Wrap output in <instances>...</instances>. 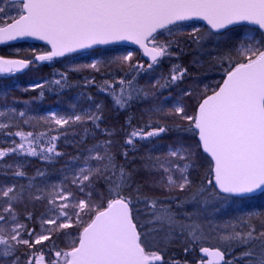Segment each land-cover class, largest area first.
Here are the masks:
<instances>
[{
    "label": "trees",
    "instance_id": "trees-1",
    "mask_svg": "<svg viewBox=\"0 0 264 264\" xmlns=\"http://www.w3.org/2000/svg\"><path fill=\"white\" fill-rule=\"evenodd\" d=\"M21 12L20 3L0 0V27ZM194 25L156 34L150 42L162 56L153 64L135 49L128 61L118 57L128 49L124 46L100 49L105 55L92 70L68 67L70 56L31 61L47 51L42 45L0 47L2 57L31 61L21 72L0 77V184L15 197L7 212L0 207V218L20 223L29 243L4 242L0 262L6 253L15 264H32L36 254L45 264H59L54 261L76 246L93 216L123 199L145 252L160 257L150 264H203L198 253L203 247L219 248L221 264H264V191L242 198L218 192L210 184L212 161L197 143L186 141L196 134L191 122H182L178 114L170 120L167 112L170 97L181 95H189L197 109L231 71L264 52V34L247 26L220 34L204 26L170 33ZM248 31L250 39L245 38ZM245 46H250L248 54L241 49ZM89 55L78 54L72 63H86ZM76 95L81 99L74 108L80 113L77 120L58 126L46 116L52 107L70 112ZM86 104L93 113H83ZM161 127L168 135L144 137ZM168 136V142L186 149V156L175 160L189 164L181 186L174 172L168 171L171 182L163 174ZM85 165L89 177L81 190L73 179ZM61 193L68 194L65 202L71 205L85 200L77 219L74 208L60 207ZM68 216L70 226H55ZM46 220L58 221L46 239L34 243L32 235Z\"/></svg>",
    "mask_w": 264,
    "mask_h": 264
},
{
    "label": "water",
    "instance_id": "water-1",
    "mask_svg": "<svg viewBox=\"0 0 264 264\" xmlns=\"http://www.w3.org/2000/svg\"><path fill=\"white\" fill-rule=\"evenodd\" d=\"M22 13L0 27V47L37 44L47 52L33 61L60 59L92 50L124 46L154 63L161 51L151 38L182 23H198L219 34L248 26L264 34V0H9ZM31 61L0 56V77L24 70ZM194 128L201 150L213 162V187L251 197L264 188V52L236 67L217 91L198 106ZM160 131L144 135L151 137ZM203 264H221L219 248L198 250ZM65 264H149L129 206L111 201L80 231ZM36 264H42L36 262Z\"/></svg>",
    "mask_w": 264,
    "mask_h": 264
},
{
    "label": "rangeland",
    "instance_id": "rangeland-1",
    "mask_svg": "<svg viewBox=\"0 0 264 264\" xmlns=\"http://www.w3.org/2000/svg\"><path fill=\"white\" fill-rule=\"evenodd\" d=\"M200 27L201 25L199 24L194 25V26H181L177 28V30L172 31L170 33H179V32H184L187 30H189V32H194L198 30ZM252 35L253 33L248 31L245 35V38L250 39ZM157 43L160 44L158 41ZM241 49L245 50L246 54L250 52V46H245V48H241ZM87 53H90V55L86 59L87 60L86 63H72L74 56H77V55H73V56H70L69 59L67 60V66L74 68V69H89V70L96 69L98 63L101 62L102 57L105 55V53L101 52L100 49L92 50ZM133 55L134 53L130 49L129 50L127 49L123 51V53H121L120 55L118 54V57H122L125 61H128L129 58H131ZM176 80H178L177 77H175L174 81ZM79 97H80L79 95L72 97V102L69 106L70 112L64 113L65 111H63L61 113L57 107H52L46 112V116L50 118L52 122L58 126H63L66 123H68V121L70 120H77L78 117L80 116V113L76 112L74 108H76L80 103L81 99H79ZM96 107L97 106L94 107V110L96 109ZM82 111L85 114L89 112L93 113V108L90 104H86ZM167 112L170 113V117H169L170 120H173L172 114H178L182 122H191V125H193V121L195 119L196 108L194 107V101L191 98H189V95H184V96L181 95L179 98L170 97ZM164 121L166 122L167 120H164ZM161 128L163 129V131H161V133L154 135V136L160 137V136L168 135V132L165 129V127H161ZM192 129L194 130L193 126H192ZM169 139H170V136H168L167 138L164 137V140L166 141L167 149L165 150V154H164L166 156L164 159L166 160V162H163L162 164L163 174L165 175L167 181L171 182V177L173 178L174 176L173 175L169 176L168 171L174 172L177 175V178L179 180V184L177 185L181 186L185 181L186 176H184V173L189 164L185 165L183 164V162L178 163L175 160L183 159L186 156L184 153V150L186 149L185 147H183V145L179 146L176 143L168 142ZM186 141L187 142L193 141L194 143H197L199 146V140L196 134L195 136H192V137L187 135ZM191 147H192V144L190 145L189 148ZM93 157H97V155L93 154ZM167 157H169L170 159H167ZM167 160H173L174 163L170 164V161L167 162ZM180 164H183V165L180 166ZM87 172H88V167L87 165H85V166L80 167L77 170L76 174L74 175L73 183L75 184V186L79 187L81 190L84 189V181L87 180V178L89 177ZM8 192H9V189L6 188L5 185L0 184V203H1L0 207H2V210L4 213L8 211L7 205H10L11 201H13L15 198V197H9V195H7ZM67 196H68L67 193L65 194L61 193L60 196L57 198V201L60 202L61 208H64L66 206H70L69 208L71 207L74 208L75 216L73 218L77 219L76 215L83 210V208L86 206V202L83 199H79L77 200L75 205H71L65 202V199L67 198ZM70 219L71 217L68 216L65 219L60 218L59 221L58 220H46V221L41 222L37 232L32 235L33 242L35 243V242H39V241L46 239L47 236L49 235L50 230H52L53 224L56 221L58 222H56L55 223L56 225L55 224L54 225L57 226L58 228L70 226L71 225ZM23 230H24L23 226L20 223H17L14 219H12V217L7 218L5 220H2L0 218V239H1L0 248H1V244H4V242H7L8 240L13 241L15 243L18 242L19 244H29L27 239H23V237L21 236V234H23ZM1 236H3V238H1ZM151 238H152L151 236L150 238L147 235L145 236V239L147 242H149L148 243L149 245L153 244V241L151 240ZM3 255L6 257L4 256L1 257L0 264H15V259H9V254L5 253ZM147 256L151 259L159 257V255H157L154 252H148ZM67 259H68V256L64 252L54 262H58L59 264L61 263L64 264L67 261ZM29 261L32 264H35V262H41L42 264H45L42 258L38 257L36 254L35 256H32V258Z\"/></svg>",
    "mask_w": 264,
    "mask_h": 264
},
{
    "label": "flooded vegetation",
    "instance_id": "flooded-vegetation-1",
    "mask_svg": "<svg viewBox=\"0 0 264 264\" xmlns=\"http://www.w3.org/2000/svg\"><path fill=\"white\" fill-rule=\"evenodd\" d=\"M222 82H223V81H222ZM221 84H222V83H220L219 86H220ZM219 86L217 87V89L219 88ZM217 89H216V91H217ZM210 95H211V94H210ZM210 95H208V96H210ZM208 96H206V97H208ZM204 99H205V98H204ZM204 99H203V100H204ZM203 100H202V101H203ZM200 103H201V102H200ZM195 117H196V116H195ZM263 190H264V188H263ZM263 190H262V191H263ZM262 191H261V192H262Z\"/></svg>",
    "mask_w": 264,
    "mask_h": 264
}]
</instances>
